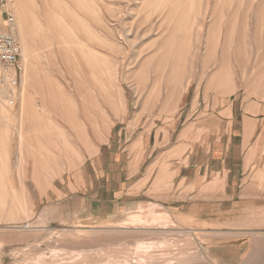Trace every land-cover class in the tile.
<instances>
[{
	"label": "rangeland",
	"instance_id": "1",
	"mask_svg": "<svg viewBox=\"0 0 264 264\" xmlns=\"http://www.w3.org/2000/svg\"><path fill=\"white\" fill-rule=\"evenodd\" d=\"M7 2L0 264H264V0Z\"/></svg>",
	"mask_w": 264,
	"mask_h": 264
},
{
	"label": "built area",
	"instance_id": "2",
	"mask_svg": "<svg viewBox=\"0 0 264 264\" xmlns=\"http://www.w3.org/2000/svg\"><path fill=\"white\" fill-rule=\"evenodd\" d=\"M20 57L21 46L14 14L7 0H0V87L2 93H6L8 97V105L14 102L12 87L16 86V72L20 70Z\"/></svg>",
	"mask_w": 264,
	"mask_h": 264
},
{
	"label": "bare ground",
	"instance_id": "3",
	"mask_svg": "<svg viewBox=\"0 0 264 264\" xmlns=\"http://www.w3.org/2000/svg\"><path fill=\"white\" fill-rule=\"evenodd\" d=\"M62 142H63V141H62ZM63 146H64V149H63V150L65 151V153H67V152H66L67 145H66L65 141H64V143H63ZM63 156H64V155H63ZM65 157H66V155H65ZM66 158H67V157H66ZM21 187H22V186H21Z\"/></svg>",
	"mask_w": 264,
	"mask_h": 264
},
{
	"label": "crops",
	"instance_id": "4",
	"mask_svg": "<svg viewBox=\"0 0 264 264\" xmlns=\"http://www.w3.org/2000/svg\"><path fill=\"white\" fill-rule=\"evenodd\" d=\"M210 200H213V199H210Z\"/></svg>",
	"mask_w": 264,
	"mask_h": 264
}]
</instances>
